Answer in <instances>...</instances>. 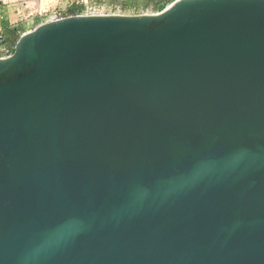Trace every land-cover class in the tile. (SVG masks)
<instances>
[{
	"label": "water",
	"instance_id": "obj_1",
	"mask_svg": "<svg viewBox=\"0 0 264 264\" xmlns=\"http://www.w3.org/2000/svg\"><path fill=\"white\" fill-rule=\"evenodd\" d=\"M0 264H264V0L20 37L0 59Z\"/></svg>",
	"mask_w": 264,
	"mask_h": 264
},
{
	"label": "rangeland",
	"instance_id": "obj_2",
	"mask_svg": "<svg viewBox=\"0 0 264 264\" xmlns=\"http://www.w3.org/2000/svg\"><path fill=\"white\" fill-rule=\"evenodd\" d=\"M0 0V59L13 54L25 33L51 21L59 15H143L157 14L160 5L173 0ZM92 9L88 10V8Z\"/></svg>",
	"mask_w": 264,
	"mask_h": 264
},
{
	"label": "built area",
	"instance_id": "obj_3",
	"mask_svg": "<svg viewBox=\"0 0 264 264\" xmlns=\"http://www.w3.org/2000/svg\"><path fill=\"white\" fill-rule=\"evenodd\" d=\"M90 9H92V7L88 8L87 11ZM96 14H98V13L89 12L86 15H96ZM63 18H65V16L59 15V17H55L51 21H56V20L63 19ZM0 40L2 41L1 37H0Z\"/></svg>",
	"mask_w": 264,
	"mask_h": 264
},
{
	"label": "trees",
	"instance_id": "obj_4",
	"mask_svg": "<svg viewBox=\"0 0 264 264\" xmlns=\"http://www.w3.org/2000/svg\"><path fill=\"white\" fill-rule=\"evenodd\" d=\"M154 1H156V0H153L151 4H153ZM159 7H160V12H161L167 7V4H162Z\"/></svg>",
	"mask_w": 264,
	"mask_h": 264
},
{
	"label": "crops",
	"instance_id": "obj_5",
	"mask_svg": "<svg viewBox=\"0 0 264 264\" xmlns=\"http://www.w3.org/2000/svg\"><path fill=\"white\" fill-rule=\"evenodd\" d=\"M173 1H176V0H173Z\"/></svg>",
	"mask_w": 264,
	"mask_h": 264
}]
</instances>
